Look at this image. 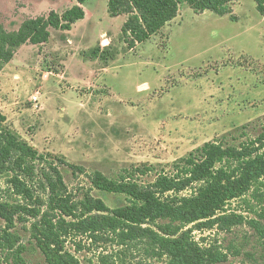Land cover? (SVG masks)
Listing matches in <instances>:
<instances>
[{"label": "rangeland", "instance_id": "1", "mask_svg": "<svg viewBox=\"0 0 264 264\" xmlns=\"http://www.w3.org/2000/svg\"><path fill=\"white\" fill-rule=\"evenodd\" d=\"M75 4L0 0V25L17 31L27 20L62 14ZM84 7L90 21L71 31L51 29L48 43L23 45L0 71V112L7 125L58 167L72 200L90 195L111 210L124 207V196L93 187L95 173L117 179L149 165L154 171L135 178L148 184L205 143L238 147L263 131L264 16L254 1L231 2V14L223 17L183 5L173 22L133 49L121 39L125 16L110 17L107 0H87ZM99 45L111 46L115 58L92 59L88 52ZM46 166L40 162L38 169ZM41 178H34L33 187L45 212ZM8 181L0 175L5 201L38 206L14 194ZM225 209L226 222L191 224L183 231L201 248L224 256L213 264H264V179ZM20 216L9 232L25 247L27 264H47L35 240L40 218ZM5 229L0 218V235ZM65 249L81 264L169 261L151 241L124 244L113 233H72ZM9 258L0 250V264H12Z\"/></svg>", "mask_w": 264, "mask_h": 264}, {"label": "trees", "instance_id": "2", "mask_svg": "<svg viewBox=\"0 0 264 264\" xmlns=\"http://www.w3.org/2000/svg\"><path fill=\"white\" fill-rule=\"evenodd\" d=\"M233 1L236 0H107V7L110 17H127L121 39L133 49L176 19L183 5H188L196 14L210 11L223 17L231 14ZM252 1L258 13L264 16V0ZM75 2L76 5L62 14L52 11L46 17L27 20L17 31L8 32L0 25V71L23 45L46 44L51 29L71 31L76 23L84 20L83 6L87 0ZM88 54L92 59L107 63L115 58L111 46L99 45ZM40 162L47 166L38 169ZM152 171L153 166L145 165L117 179L95 173L93 187L124 196L127 199L124 207L111 210L102 200L90 195L75 202L68 194L58 167L11 129L0 112V175L9 176L14 194L38 205L31 208L27 204H11L0 196V218L6 222V229L0 235V250L7 251L12 264H27L23 256L25 247L17 246L18 238L9 232L15 227L16 217L19 215L21 219L20 215L24 214L40 218L34 223L35 240L47 264H81L65 249L66 239L72 233L93 237L98 233H113L124 244L149 240L169 259L167 264L221 262L224 256L215 255V248H201L191 240L190 232L183 229L191 224L214 226L226 222L229 216L222 215L226 206L244 197L264 179V127L255 139L238 147L219 140L205 143L188 157L176 161L170 172L159 173L151 183L142 184L135 179L137 173L146 176ZM39 174L41 185L47 191L45 212L41 206L46 203L36 196L33 187L34 178ZM185 191L191 193L181 196Z\"/></svg>", "mask_w": 264, "mask_h": 264}, {"label": "crops", "instance_id": "3", "mask_svg": "<svg viewBox=\"0 0 264 264\" xmlns=\"http://www.w3.org/2000/svg\"><path fill=\"white\" fill-rule=\"evenodd\" d=\"M74 1H75V0H74ZM71 3H72V2H71ZM75 5H76V4H75ZM72 7H73V6H72ZM83 8H84V10H85L86 17H85L84 20L79 21V22L90 21L91 18H92V14H91L88 10H86V8H85L84 6H83ZM119 17H120V16H119ZM119 17H118V18H119ZM116 18H117V17H116ZM126 19H127V17L125 16L124 23L126 22ZM174 20H175V19H174ZM174 20H173V21H174ZM173 21H172V22H173ZM79 22H78V23H79ZM78 23H76L74 26H76ZM170 23H171V22H170ZM170 23H168L167 25H169ZM167 25H166V26H167ZM166 26H165V27H166ZM165 27H164V28H165ZM164 28H163V29H164ZM105 35H106L105 33H103V34L101 35L102 39L104 38ZM102 39H101V40H102ZM69 42H70V41H69ZM107 43H108V42H107ZM106 45H107V44H106ZM104 70H107V68H105Z\"/></svg>", "mask_w": 264, "mask_h": 264}, {"label": "built area", "instance_id": "4", "mask_svg": "<svg viewBox=\"0 0 264 264\" xmlns=\"http://www.w3.org/2000/svg\"><path fill=\"white\" fill-rule=\"evenodd\" d=\"M35 100L34 101H36V98H34Z\"/></svg>", "mask_w": 264, "mask_h": 264}]
</instances>
